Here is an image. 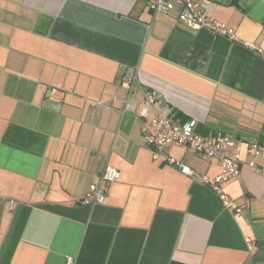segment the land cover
Masks as SVG:
<instances>
[{
    "label": "crops",
    "instance_id": "crops-1",
    "mask_svg": "<svg viewBox=\"0 0 264 264\" xmlns=\"http://www.w3.org/2000/svg\"><path fill=\"white\" fill-rule=\"evenodd\" d=\"M203 1L238 41L149 0H0V264H264L248 147L264 148V0ZM145 93L175 125L234 136L241 176L222 189L240 214L213 189L219 160H154ZM107 166L119 179L85 204Z\"/></svg>",
    "mask_w": 264,
    "mask_h": 264
},
{
    "label": "built area",
    "instance_id": "built-area-1",
    "mask_svg": "<svg viewBox=\"0 0 264 264\" xmlns=\"http://www.w3.org/2000/svg\"><path fill=\"white\" fill-rule=\"evenodd\" d=\"M149 2L150 9L156 15H166L178 9L180 21L190 26L205 28L229 40L238 41L235 30L213 18V5L211 3L203 0H149ZM250 47L256 49L254 46ZM137 79V76H130L128 83L133 84ZM143 102V117L148 118L152 110L156 113L155 118L152 120L151 129L147 130L145 134L147 145L152 148L154 160L164 158L166 148L172 145L189 147L205 160H219L221 172L216 178L213 189L225 208L240 214L241 209L233 205L222 189L223 183L241 176L243 164L241 159L242 147L236 142L234 136L227 133L205 136L199 133L197 122L194 120L182 125L173 124L170 119V112L158 102L154 94L145 93ZM248 147L253 157L249 166L255 171L264 174V170L259 166L260 157L264 150L263 146L253 142ZM169 161L170 164L179 167L184 174L190 175L192 173L189 167L183 166L174 160ZM119 177L120 172L117 169L107 166L102 173L100 183L91 186L84 203L87 205L105 203L106 196L103 191V185L112 184ZM68 263L73 264V260L69 259Z\"/></svg>",
    "mask_w": 264,
    "mask_h": 264
}]
</instances>
